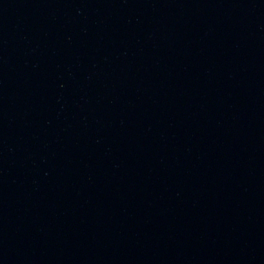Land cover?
Listing matches in <instances>:
<instances>
[{"label":"water","instance_id":"1","mask_svg":"<svg viewBox=\"0 0 264 264\" xmlns=\"http://www.w3.org/2000/svg\"><path fill=\"white\" fill-rule=\"evenodd\" d=\"M0 264H264V0H0Z\"/></svg>","mask_w":264,"mask_h":264}]
</instances>
